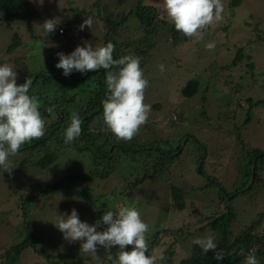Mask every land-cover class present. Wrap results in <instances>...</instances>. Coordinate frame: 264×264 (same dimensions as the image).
<instances>
[{
    "label": "rangeland",
    "instance_id": "obj_1",
    "mask_svg": "<svg viewBox=\"0 0 264 264\" xmlns=\"http://www.w3.org/2000/svg\"><path fill=\"white\" fill-rule=\"evenodd\" d=\"M25 1L30 8L29 18L15 16L8 20L0 12V64L13 67L17 84L29 72L46 67L47 61H51L49 73L63 75V70L55 67L59 62L58 52L68 55L77 45L84 46V41L94 47L103 46L104 22L96 14L101 9L92 6L95 0ZM101 1L113 13H125L135 0L117 6L112 0ZM232 1L222 0V19L202 30V40L188 37L172 45L167 28L159 24L157 33L152 34L154 43L148 61L140 67L148 81L144 103L151 106V111L137 135L127 141L155 140L168 148L166 142L175 147L184 136H194L206 146V155L201 160L206 175L197 169L203 149L192 138L185 139L182 154L167 174L143 182L129 197L128 191H123L126 195L113 193L122 190V183L123 187L128 186L123 174L117 171L105 178L90 175L88 179L65 180L61 187L45 192L48 184L58 182L68 172H89L90 158L77 156L72 148L62 152L46 168L27 162L36 158V153L25 151L10 156L9 168L0 167V264L6 251L31 235L37 237L35 246L43 251L39 253L28 246L17 264H96L90 255L80 252V241L64 239L53 224L56 215L70 214L76 209L82 222L94 225L105 212L124 204L135 206L148 224L149 254L155 250L165 256V251L171 249L175 264L199 247L192 243L197 237L211 234L218 243V232L206 222L227 207L234 213L230 222L231 240L248 234L260 240L250 252L256 253L260 246L264 251V169L258 175L255 189L236 193L228 202L220 200L218 186L210 180L217 179L227 191H236L242 184L241 169L247 149H264V88L260 83L264 71V0H241L235 6ZM144 3L154 6L159 16L169 22L162 0H144ZM88 17L92 18V27L85 26L81 31L79 25ZM129 17L131 29L119 35L122 42L133 40L134 29L139 26L137 20ZM46 19L56 20V29L63 27L65 34H55L56 29L45 34L41 25ZM14 34L18 44L8 50ZM210 42L215 43L211 51L205 47ZM239 48L244 53L242 59L236 66L225 68ZM49 57H52L50 61ZM192 78L199 81V88L191 97H184L181 87ZM81 87L86 90L91 85ZM248 97L256 103L250 120L245 122ZM130 172L133 170L128 168V180L134 177L129 176ZM172 186L184 192L183 209L176 206ZM104 228L101 224L97 230ZM155 232L157 236L153 237ZM125 250L131 251V246ZM117 251L118 246L111 249V254L114 256ZM58 252L66 255L59 257ZM98 255L103 264H111L103 247L98 246ZM260 256L264 262V253Z\"/></svg>",
    "mask_w": 264,
    "mask_h": 264
},
{
    "label": "trees",
    "instance_id": "obj_2",
    "mask_svg": "<svg viewBox=\"0 0 264 264\" xmlns=\"http://www.w3.org/2000/svg\"><path fill=\"white\" fill-rule=\"evenodd\" d=\"M240 1L233 0L232 5L235 6ZM128 2L129 0H112L115 6L125 5ZM93 5L101 9L96 14L104 22L103 45L111 42L115 46L113 52L114 59H119L124 55H134L139 58L140 67H143L148 61L149 53L154 43L152 34L157 33V28L160 23H163L167 28V34L171 37L172 45H177L188 39V37L175 29L174 24L161 18L158 10L154 6L144 3V0L133 1V5L125 13H113L101 0H95ZM90 9L92 12V8ZM29 11L30 8L25 0H0V12L4 13L8 20L15 16H28L29 18ZM130 15L137 20L139 26H136L134 29L136 35H133V40L122 42L119 39V35L123 31L129 32L131 29L128 25ZM56 33L63 36L65 34L64 28L56 29ZM47 38L45 37V39ZM12 40L13 42L8 46V50L14 49L16 44H18L16 34H14ZM260 41L262 42V39ZM243 54L242 49L239 48L235 57L225 68L228 69L236 66L242 59ZM51 59L52 57L48 58L49 61ZM50 64L51 61L49 63L47 61L46 67L32 73L29 72L24 78V81L18 84H23L26 78L30 77L32 79L33 84L29 95H35L39 98V111L41 116L44 120L48 119L49 123L45 122V134L42 137L23 144L17 154L25 151L36 153V158L28 159L27 162H32L33 165L39 168H46L55 162L62 152L68 148H72L77 156H88L90 163L89 172L85 174L80 171L68 172L58 182L48 184L45 192L61 187L65 180L88 179L91 176L105 178L110 176L113 171H117L123 174L124 181L128 183V186L123 187L124 183H122V190L116 189L117 192L113 193L119 192L125 195L127 193L129 197L133 195L131 192H136L143 182L159 179L161 174H167V171L171 170L170 167L174 161L182 154L184 143L187 141L185 139L192 138L193 141H196L194 143L198 144L197 142L199 141L191 135L184 136L181 144L178 143L175 147L170 142H166V144H169L168 148L161 146L160 142L155 140L150 142L144 140L136 142L133 140L131 143L118 140L108 128H104L106 125L102 121V100L106 98L107 92L106 70L100 69L84 74L73 71L69 76L65 77L64 75L49 73L47 68L50 67ZM25 68L28 69L27 67ZM261 73L262 77L260 79L262 81L260 83L264 88V71L262 70ZM256 76L257 78L259 77L258 75ZM83 84L91 85V87L85 90L81 87ZM199 85V81L192 78L181 87V94L184 97H191L197 92ZM247 101H249V110L247 111L245 122L250 120L251 109L254 103H256V101L252 102V97H248ZM48 107L54 108L53 113L49 114L46 111ZM73 112L78 113L80 116L82 132L72 143L66 144L63 134L70 123V117ZM198 145L201 146L203 152L197 161V169L205 176L206 174L203 171L201 160L206 155V146L203 143ZM128 168L133 170V172L129 173V176L134 175L132 180L126 179ZM263 169L264 149L260 147L248 148L246 151V160L241 169L242 176L240 178L242 184L236 191H227L217 179L216 181L210 180L218 186L220 200L226 201L234 198L236 193H245L255 189L258 175ZM123 191L128 192L124 193ZM171 193L177 208L183 209L185 207L183 190L172 186ZM225 205L228 206V203ZM233 217V211L230 207H227L223 212L206 222V225L210 229L217 231L219 234L217 244L218 248L224 252L223 260L217 261L212 251L204 253L200 247H197L188 257L181 259L177 264H244L245 258L249 253L256 256L259 264H264L263 258L260 256L261 253H264L261 246L257 249L256 253L250 252L251 247L260 242L259 239L257 240L248 234H240L231 240L230 222ZM155 236H157V232L153 233V237ZM36 241L37 237L35 235H31L29 238H23L4 253L2 264H17L22 251L28 246H31L37 252L41 253L43 249L35 246ZM68 246L71 247V245ZM58 253L60 254L59 257L66 255L63 252ZM164 254L165 260L162 264H175L172 261L171 249L166 250ZM46 256L49 260V255Z\"/></svg>",
    "mask_w": 264,
    "mask_h": 264
},
{
    "label": "clouds",
    "instance_id": "obj_3",
    "mask_svg": "<svg viewBox=\"0 0 264 264\" xmlns=\"http://www.w3.org/2000/svg\"><path fill=\"white\" fill-rule=\"evenodd\" d=\"M167 19L184 36L197 40L203 39L202 30L222 19L224 5L222 0H162ZM92 18H86L79 29L92 27ZM45 34L53 33L57 23L46 19L41 25ZM42 43V42H41ZM84 46L77 45L75 50L65 55L58 52L56 68L63 70L65 77L73 71L84 74L89 71L106 70V98L102 100V119L108 130L118 139L130 141L147 122L151 106L144 103L148 81L140 68V60L134 55L113 58L115 46H93L88 41ZM209 51L215 43L205 45ZM161 71L164 66L161 64ZM115 69V70H113ZM32 79L26 78L17 84V73L7 63L0 64V167L9 168V157L14 156L21 146L45 134V120L39 111V98L29 95ZM46 111L51 114L53 107ZM81 119L73 112L70 123L64 131V142L72 143L81 135ZM54 226L63 233L69 242L80 241V252L90 255L96 264H103L98 255V246L103 247L111 264H162L165 256L155 250L149 254L146 233L149 226L139 210L129 204L120 205L116 210L105 212L94 225L82 222L76 209L70 214L56 215ZM106 225L102 231L97 228ZM192 243L207 253L212 251L217 261L224 259V252L218 248L215 237L208 234L193 239ZM118 246L113 256L111 249ZM131 246V251L125 250ZM244 264H259L256 256L249 253Z\"/></svg>",
    "mask_w": 264,
    "mask_h": 264
}]
</instances>
